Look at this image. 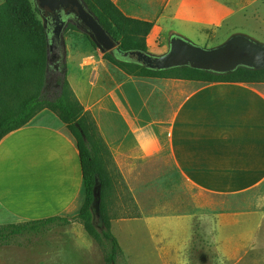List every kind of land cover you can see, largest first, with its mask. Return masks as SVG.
Segmentation results:
<instances>
[{
	"label": "crops",
	"instance_id": "0c3cea01",
	"mask_svg": "<svg viewBox=\"0 0 264 264\" xmlns=\"http://www.w3.org/2000/svg\"><path fill=\"white\" fill-rule=\"evenodd\" d=\"M111 1L127 16L151 21L146 48L153 43L165 53L175 38L189 42L186 38L192 36L195 44H204L213 32L224 33L236 25L246 29L251 19L264 16V0ZM121 70L125 74L120 79L81 101L107 147L104 163L110 178L115 173L125 181L143 179L148 191L152 186L147 181L163 180L158 188L181 189L175 198L183 203L187 195L197 192L211 197L253 196V219L243 221L251 229L235 237L238 242L252 237V247L229 256L217 253L215 263L264 264V81L207 82ZM91 79L81 78L87 84ZM69 85L74 89L70 81ZM44 139H58L64 145L61 159L54 157L62 168L61 191L46 189L45 168L39 175L32 163V154L39 151L31 146ZM45 155L43 147V163ZM25 196L30 197L29 203L22 201ZM83 199L77 145L54 112L43 108L1 138L0 223L66 215L70 209L76 216ZM214 216L203 215L196 224L215 226ZM183 217L166 223L177 231L192 227V215ZM203 238L214 240L202 235L199 241L204 242ZM223 239L216 236L215 242Z\"/></svg>",
	"mask_w": 264,
	"mask_h": 264
},
{
	"label": "rangeland",
	"instance_id": "374dc122",
	"mask_svg": "<svg viewBox=\"0 0 264 264\" xmlns=\"http://www.w3.org/2000/svg\"><path fill=\"white\" fill-rule=\"evenodd\" d=\"M2 1L0 0V3ZM82 1L93 13L86 1ZM30 3L35 15L46 29V70L41 76L45 94L55 88L58 80L65 78L73 85L74 89L70 87L72 98H76L81 104V101L95 94L99 87L100 91L106 89L125 74L103 57L104 52L99 49L92 35L77 25L72 18L67 19L60 32L52 33L35 0H30ZM239 21L243 23L244 20ZM249 22L253 23L248 24L246 29L243 28L244 25L238 27L245 31L239 30L236 25L224 33L213 32L204 44H195L194 41L197 40L192 36H187L186 40L202 48L214 49L234 37L242 36L250 43L264 48V16L260 20L251 19ZM141 39L142 35L135 36L137 42ZM115 40L116 46L106 52L119 61L138 63L154 69L182 66L151 62L146 56L158 57L165 53L153 43L146 51L135 49L124 51L119 47L120 40ZM240 65L250 68L263 67L249 63H241L238 66ZM83 76H90L91 83L83 82L81 80ZM96 78L100 80L96 82ZM38 82L40 81L37 78H14L9 73L1 72L0 98L5 100L8 107L17 110L23 96L37 91ZM104 156H107V153ZM113 176L114 178H110L111 184L105 199L111 230L117 237L121 249L113 264H216L217 253L229 256L248 245L252 247V237L242 242H238L235 237L251 229L244 226L243 221L253 219V196L211 197L197 192L196 196L187 195L183 203L175 198L177 193H181V189L158 188L163 184V180L147 181L148 185L152 186L148 191L143 188L146 183L143 179H135L131 181L132 184L119 178L115 173ZM244 201L247 203L245 207ZM81 203L82 200L80 205ZM98 203L97 186L92 211L95 224L101 227ZM189 214L192 215V227L188 224L189 226L185 225L186 227L183 226L177 231L172 224L166 223L167 220L174 218L183 219V216ZM203 215H215L214 218L217 219L215 226L207 223H202L201 226L199 223L196 224ZM225 215H228L227 218ZM229 215L232 216L230 220ZM65 216L71 218V223L54 225L51 231L42 235H16L10 237L7 243L0 239V264H108L106 256L109 245L104 240L97 241L88 234L82 222L72 215V209ZM8 223L21 222L5 220L0 226ZM249 234L252 235V232ZM202 235L207 238L214 236V240L203 238L204 242H201L199 239ZM219 235L224 236L223 242H215L216 236ZM231 238H234L233 241ZM201 254H204V259H198Z\"/></svg>",
	"mask_w": 264,
	"mask_h": 264
},
{
	"label": "trees",
	"instance_id": "16d2710c",
	"mask_svg": "<svg viewBox=\"0 0 264 264\" xmlns=\"http://www.w3.org/2000/svg\"><path fill=\"white\" fill-rule=\"evenodd\" d=\"M85 1L105 30L114 39L120 40V49L146 51L145 37L152 27L151 21L125 15L111 0ZM136 35H142L139 42L135 40ZM46 43L45 26L35 15L30 0H3L0 3V73H9L14 78H37L40 81L36 92L20 99L17 110L8 107L5 100L0 98V140L8 132L26 124L42 108H49L59 117L75 139L79 153L84 199L76 218L95 240H104L109 245L106 261L113 264L121 249L106 212L105 199L111 184L104 163V155L108 150L93 117L76 98H72L67 79L58 80L55 88L48 94L42 89L41 76L46 70ZM103 57L125 69L127 73L137 76L176 77L207 82L264 81V67L240 65L226 72H214L189 65L154 69L138 63L119 61L109 52H104ZM104 152L106 153L103 154ZM97 186L101 227L95 224L92 211ZM70 222L65 215H53L21 223H8L0 226V239L7 243L10 237L16 235L39 236L54 225Z\"/></svg>",
	"mask_w": 264,
	"mask_h": 264
},
{
	"label": "water",
	"instance_id": "95a60500",
	"mask_svg": "<svg viewBox=\"0 0 264 264\" xmlns=\"http://www.w3.org/2000/svg\"><path fill=\"white\" fill-rule=\"evenodd\" d=\"M35 3L41 14L49 20V31L55 29V32H60L67 19L72 18L77 25L92 35L101 51L106 52L116 46V40L86 8L82 0H35ZM54 17L59 22L52 23ZM146 57L158 64H182L219 71H231L241 63L264 67V48L250 43L242 36L234 37L214 49L202 48L181 38H175L167 53L158 57Z\"/></svg>",
	"mask_w": 264,
	"mask_h": 264
},
{
	"label": "bare ground",
	"instance_id": "6f19581e",
	"mask_svg": "<svg viewBox=\"0 0 264 264\" xmlns=\"http://www.w3.org/2000/svg\"><path fill=\"white\" fill-rule=\"evenodd\" d=\"M44 142V145H43ZM36 147L31 146V149H36L39 151L38 154L34 155L32 154V158L34 161L32 163L34 166L37 167V170L40 171L39 175H41V171H43V168H45V174L47 175V180L44 181V185L46 186V189L52 188L56 189L57 191H61V184H62V168L57 165L56 160L61 159V155L63 153L64 145L61 143L58 139H44L39 140L38 143L35 144ZM45 149V160H47L45 163H43L42 159V149ZM55 151V155H53V152ZM54 157L57 159L54 160ZM52 160V163H51ZM50 177V179H49ZM40 179V178H39ZM54 181L53 185L50 183ZM56 186V188L54 187ZM43 187V186H42ZM48 195V193H45ZM24 203H29V196H25L22 198Z\"/></svg>",
	"mask_w": 264,
	"mask_h": 264
},
{
	"label": "flooded vegetation",
	"instance_id": "af4514ba",
	"mask_svg": "<svg viewBox=\"0 0 264 264\" xmlns=\"http://www.w3.org/2000/svg\"><path fill=\"white\" fill-rule=\"evenodd\" d=\"M59 22V20H57L55 17L52 20V23H57ZM47 23L49 24V20H47ZM48 27H50V24L48 25ZM55 32L54 30H52V33ZM51 34V33H50Z\"/></svg>",
	"mask_w": 264,
	"mask_h": 264
}]
</instances>
